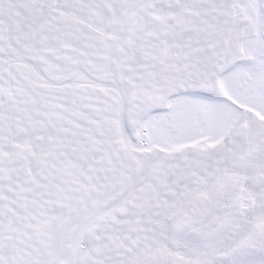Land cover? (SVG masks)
<instances>
[{
	"label": "snow or ice",
	"instance_id": "1",
	"mask_svg": "<svg viewBox=\"0 0 264 264\" xmlns=\"http://www.w3.org/2000/svg\"><path fill=\"white\" fill-rule=\"evenodd\" d=\"M0 264H264V0H0Z\"/></svg>",
	"mask_w": 264,
	"mask_h": 264
}]
</instances>
